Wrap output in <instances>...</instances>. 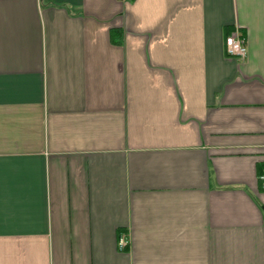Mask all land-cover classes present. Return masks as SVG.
<instances>
[{"label":"crops","instance_id":"obj_1","mask_svg":"<svg viewBox=\"0 0 264 264\" xmlns=\"http://www.w3.org/2000/svg\"><path fill=\"white\" fill-rule=\"evenodd\" d=\"M262 174L264 0H0V264H264Z\"/></svg>","mask_w":264,"mask_h":264},{"label":"built area","instance_id":"obj_2","mask_svg":"<svg viewBox=\"0 0 264 264\" xmlns=\"http://www.w3.org/2000/svg\"><path fill=\"white\" fill-rule=\"evenodd\" d=\"M225 49L229 56L243 59L247 55L245 40L243 36L235 30L225 37ZM260 180L264 183V174L260 176ZM117 245L120 250H124L128 245V240L120 236Z\"/></svg>","mask_w":264,"mask_h":264}]
</instances>
